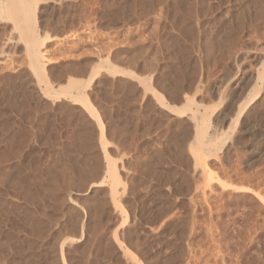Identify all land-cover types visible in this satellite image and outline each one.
Here are the masks:
<instances>
[{
    "label": "rangeland",
    "instance_id": "obj_1",
    "mask_svg": "<svg viewBox=\"0 0 264 264\" xmlns=\"http://www.w3.org/2000/svg\"><path fill=\"white\" fill-rule=\"evenodd\" d=\"M1 1L0 264H264V0Z\"/></svg>",
    "mask_w": 264,
    "mask_h": 264
},
{
    "label": "bare ground",
    "instance_id": "obj_2",
    "mask_svg": "<svg viewBox=\"0 0 264 264\" xmlns=\"http://www.w3.org/2000/svg\"><path fill=\"white\" fill-rule=\"evenodd\" d=\"M6 1V0H5ZM10 1H12V0H10ZM15 1V0H14ZM21 1L22 0H20L19 1V3H18V6H20V8L18 9V8H16V10H18V12L20 11L21 13H22V16L24 17V16H27L28 14H29V10L28 9H26V7H24V6H27L28 4V2L30 1V0H23L22 2L24 3L23 5H22V3H21ZM32 1H35L36 2V0H32ZM0 2L2 3L1 5H0V10L1 9H3V8H5L6 6V4H4L3 5V1H1L0 0ZM6 3V2H5ZM8 3V2H7ZM27 4V5H26ZM17 5V4H16ZM5 6V7H4ZM22 6V7H21ZM9 7V6H8ZM165 7H166V5H165ZM176 8V7H175ZM192 8V7H191ZM33 10H32V12H31V14H32V16H34L35 15V9H36V6L35 7H33L32 8ZM2 11V10H1ZM13 11H15L14 9H13ZM4 12V11H3ZM5 13L6 14H8L6 11H5ZM15 13V12H14ZM261 14H263V13H261ZM21 15V14H20ZM185 18V17H184ZM184 18H182L183 20H184ZM24 19H26V17L24 18ZM23 19V20H24ZM33 19H34V17H33ZM19 21V20H18ZM18 21H16L17 23H18ZM172 22V21H171ZM185 22V21H184ZM18 25V24H17ZM17 25L15 24V26L17 27ZM34 25V24H33ZM20 26V25H19ZM17 27L18 29L20 28V27ZM29 26V23H28V25L26 26V27H28ZM195 27V26H194ZM23 31V30H22ZM22 31H20V32H22ZM19 32V33H20ZM24 32V31H23ZM44 37H43V39H46L47 38V36H45V35H43ZM46 37V38H45ZM20 39H23V42H24V49H25V52L27 53V56H28V58H29V60H28V63L30 64V67H31V65H32V67H34L35 69H36V71H34V73L36 72L38 75H41V73H42V71H43V64H45V62H44V54L43 53H46V52H43L42 51V47H43V40H42V42L40 41V38L38 37V35H36L35 33H34V31H33V29H28V30H26L25 29V35H24V38L22 37V38H20ZM19 39V40H20ZM187 43V42H186ZM225 46V45H224ZM233 46V45H232ZM221 49V48H220ZM223 49H225V48H223ZM227 49V48H226ZM206 50H208V49H206ZM211 50V49H210ZM222 50V49H221ZM24 52V53H25ZM209 51H207L206 52V54L208 53ZM231 52V51H230ZM229 52V53H230ZM208 55V54H207ZM241 55V54H240ZM104 62H106L107 63V68H106V70L108 69V73L110 74V72L112 73V74H114V73H117V74H114V75H118L119 73H125V72H127L126 70H124V69H122V68H117V67H112V71H110V69H109V65H110V67H111V64H109L108 63V61L107 60H104ZM215 62V61H214ZM149 63V62H148ZM226 63V62H225ZM113 66V65H112ZM147 66V65H146ZM149 66V65H148ZM214 66V65H213ZM255 66H256V64H255ZM264 66V65H263ZM100 69H101V67L102 66H98ZM98 67H96V68H98ZM105 67V66H104ZM262 67V66H261ZM95 68V69H96ZM97 69V70H95L94 68H92L93 70L91 71V81H92V79L99 73V71H100V69ZM256 69V68H255ZM31 70L33 71L34 69H32L31 68ZM102 70V69H101ZM105 70V69H104ZM115 71V72H114ZM152 71V70H151ZM126 74V73H125ZM111 75V74H110ZM114 75H112V76H114ZM120 75V74H119ZM123 75V74H122ZM129 75V74H128ZM218 75V74H217ZM195 76V75H194ZM257 78H260V81H261V83H262V80L264 81V67H263V69H262V71H260V72H257ZM36 77V76H35ZM34 77V78H35ZM253 78V77H252ZM37 79V78H36ZM144 79V78H143ZM262 79V80H261ZM177 80V79H176ZM86 81V80H85ZM149 81V80H148ZM82 82V81H81ZM38 83H39V81H38ZM85 83V82H84ZM46 84V83H45ZM88 84H90L89 83V81H88ZM255 85V84H254ZM46 86V85H45ZM251 86H253V85H251ZM264 86V85H263ZM69 87H72V88H74V89H71V88H69ZM78 87H80V83H79V81L77 82L76 80H72V79H70V82L68 81V83H67V88H69V90L71 91V90H75L76 91V95H73V96H71L72 97V100L73 101H75V102H78V103H80L85 109H87V111L90 113V115L92 116V117H94L95 119H96V121H97V123H98V127H99V130H100V139L102 140L103 139V128L100 126V123H99V118H98V116L97 115H95V113L94 112H96L93 108L94 107H92L91 106V104H90V102L88 101V98H87V96H85V94H82L80 91H77L78 90ZM47 88V87H46ZM202 88V87H201ZM257 88H258V86H257ZM43 89V88H42ZM41 89V90H42ZM65 89V88H64ZM83 89V88H82ZM147 89H149V88H147ZM255 89H256V87H255ZM67 91V92H70V91ZM202 90V89H201ZM242 90V89H241ZM59 91H61V89L59 90ZM257 91V90H256ZM255 90H252L251 89V92L249 91V93L247 94V92H246V94H247V96H246V98H247V102L249 101V102H251V101H253V97H255V92H256ZM196 92V91H195ZM198 92V91H197ZM242 92V91H241ZM241 92H239V93H241ZM258 92V91H257ZM58 93V92H57ZM185 93V92H184ZM191 93V92H190ZM238 93V94H239ZM69 95H70V93H68ZM73 94V93H72ZM59 95V94H58ZM61 95V94H60ZM64 95H65V92H64ZM67 95V94H66ZM65 95V96H66ZM195 95V94H194ZM197 95V94H196ZM202 96V95H201ZM245 96V95H244ZM70 97V98H71ZM237 97V96H236ZM69 98V97H68ZM240 98V97H239ZM238 98V99H239ZM245 98V99H246ZM234 100H235V98H234ZM240 100V99H239ZM245 101V100H244ZM243 101V102H244ZM248 102V103H249ZM202 103V102H201ZM76 104V103H75ZM191 104V103H190ZM193 104V103H192ZM198 104V103H197ZM252 104H254L253 102H252ZM246 105V104H245ZM191 106V105H190ZM251 106V105H250ZM236 107H237V105H236ZM189 108V107H188ZM243 108L245 109V106H244V104L243 103H241L240 102V104L238 105V108H237V112H238V114H237V117H235V118H238L239 117V114L242 112V110H243ZM253 108V107H252ZM189 110H190V108H189ZM233 110V109H232ZM197 115H198V113H196ZM195 114V115H196ZM245 114V113H244ZM193 115V114H192ZM236 116V115H235ZM194 118V117H193ZM192 118V119H193ZM197 118V117H196ZM205 120H206V118H204ZM203 119V120H204ZM262 119H263V117H262ZM205 120L203 121V123L201 124V125H198V124H195V137L194 138H196V141H197V143H199V144H204V141H205V144H209V145H214L213 143L216 141V137L215 136H217V135H215L213 132H209L208 131V127H206V125L208 126L209 124H210V122L209 121H206L207 122V124L205 125ZM234 120V119H233ZM194 121H196L197 122V120H195L194 119ZM209 122V123H208ZM237 122V121H236ZM240 122V121H239ZM243 122V121H242ZM232 123H233V121H232ZM231 123V124H232ZM240 124V123H239ZM233 125V124H232ZM231 125V126H232ZM247 126V125H246ZM214 127V126H213ZM221 128V127H220ZM232 129V128H231ZM260 129V128H259ZM89 130V129H88ZM250 130V129H249ZM89 132V131H88ZM87 131H86V133H88ZM91 132V131H90ZM194 132V131H193ZM220 132V131H219ZM85 133V135H87ZM244 133V132H243ZM231 133H229V135H230ZM91 135V134H90ZM89 135V136H90ZM232 136V135H231ZM92 137V136H91ZM224 137V136H223ZM226 137H228V135L226 136ZM87 138H88V136H87ZM87 138H85V139H87ZM224 139V138H223ZM226 139V138H225ZM88 140H89V138H88ZM88 140L86 141L87 143H88ZM194 140V139H193ZM195 141V142H196ZM92 143V142H91ZM91 143H90V145L89 146H91ZM193 143H194V141H193ZM199 144H197V146L199 145ZM87 145V144H86ZM93 145V144H92ZM224 145V144H223ZM222 145V146H223ZM208 146V145H207ZM103 148H102V150H103V152H105V147H104V145L102 146ZM238 147V146H237ZM86 148V147H85ZM88 149H89V147H88ZM189 149H190V147H189ZM203 149H204V147H203ZM92 150V149H91ZM200 150V149H199ZM218 150V149H217ZM93 151V150H92ZM205 151V150H204ZM16 153V152H15ZM18 153H19V151H18ZM6 156V155H5ZM4 156V157H5ZM210 156V155H209ZM208 156V157H209ZM10 157V156H9ZM8 157V158H9ZM93 157H94V153H93ZM92 157V159L94 160V158ZM98 157V156H97ZM219 157V156H218ZM106 158V157H105ZM226 158V157H225ZM3 159V158H2ZM95 159H97V158H95ZM209 159V158H208ZM217 159V158H216ZM215 159V160H216ZM5 160V159H4ZM92 160V161H93ZM220 160V159H219ZM199 161V160H198ZM218 161V160H217ZM96 162H98V161H96ZM96 162H94V164H96ZM98 163H100V162H98ZM4 164V163H3ZM88 165H91V163L89 164L88 163ZM87 165V166H88ZM98 165V164H97ZM223 165V164H222ZM194 166V165H193ZM207 166V165H206ZM82 168H81V170L84 168L83 167V165L81 166ZM95 167H97V166H94L93 168H95ZM104 167V166H103ZM86 168V167H85ZM88 168H90V167H88ZM98 168V167H97ZM105 168H106V175L107 176H105V177H103V179L99 182V183H103L105 180H107V181H109L110 182V196H111V199H112V201H113V203H114V205H115V199L117 198H115V195H116V185H118L119 184V178H118V176H117V172H116V170H115V167H114V165H112L111 164V162H110V160H107V163H106V165H105ZM200 168V167H199ZM220 168V167H219ZM223 168V167H222ZM78 169H80V168H78ZM87 169V168H86ZM85 169V170H86ZM93 170H95V169H93ZM92 170V168H91V171H93ZM102 170V169H101ZM2 171V170H1ZM58 171H59V169H58ZM79 171V170H78ZM90 171V172H91ZM98 171V170H97ZM213 171V170H212ZM232 171V170H231ZM234 171V170H233ZM3 172V171H2ZM22 172V171H21ZM60 172V171H59ZM81 172V171H80ZM85 172V171H84ZM89 172V173H90ZM95 172H96V170H95ZM216 172V171H215ZM1 173V172H0ZM61 173H62V171H61ZM64 173V172H63ZM79 173V172H78ZM83 173V172H82ZM88 173V174H89ZM97 173V172H96ZM242 173V172H241ZM20 175V174H19ZM58 175H60V174H58ZM58 175H56L57 177H58ZM64 175V174H63ZM84 175V174H83ZM235 175V174H234ZM61 176V175H60ZM65 176V175H64ZM85 176H87V175H85ZM201 176V175H200ZM18 177V176H17ZM26 177V176H25ZM80 177V176H79ZM213 177H214V175H213ZM218 177V176H217ZM226 177V176H225ZM2 178H4V177H2ZM64 178V177H63ZM19 179V178H18ZM30 179H31V177H30ZM33 179V178H32ZM54 179V178H53ZM81 179V178H80ZM21 180H22V178H21ZM35 180H37V179H35ZM64 180V179H63ZM66 180V179H65ZM68 180H69V178H67V181L66 182H68ZM18 181V180H17ZM26 181V180H25ZM32 180H30V182H31ZM70 182H71V180H69ZM238 181V180H237ZM22 182V181H21ZM21 182H19L20 184H21ZM65 182V181H64ZM210 182V181H209ZM208 182V183H209ZM24 183V182H23ZM224 183V182H223ZM222 183V184H223ZM227 183V182H226ZM28 184V183H27ZM30 184H32V183H30ZM68 186H69V184L68 183H66ZM65 184V186H67ZM124 184V183H123ZM232 184H234V183H232ZM247 184V183H246ZM22 185V184H21ZM64 185V184H63ZM249 185V184H248ZM247 185V186H248ZM208 186V185H207ZM206 186V187H207ZM228 186H230L229 184H228ZM14 187H16V186H14ZM13 187V188H14ZM33 187H34V185H33ZM55 187V186H54ZM133 187V186H132ZM12 188V189H13ZM18 188H20V187H18ZM29 188V187H28ZM124 188H125V185H124ZM124 188H123V190H124ZM202 188V187H201ZM17 189V188H16ZM21 189V188H20ZM56 189V188H55ZM18 190V189H17ZM23 190V189H22ZM208 190V189H207ZM247 190V189H246ZM15 191V190H14ZM18 191H20V190H18ZM25 191V190H24ZM54 191V190H53ZM221 191V190H220ZM242 191V190H241ZM248 191V190H247ZM20 192H22V191H20ZM33 192H34V190H33ZM120 192V191H119ZM124 192V191H123ZM211 192V191H210ZM235 192V191H234ZM25 193L26 194H28V192H26L25 191ZM54 193V192H53ZM212 193V192H211ZM19 194V193H18ZM26 194H24V195H26ZM67 194V193H66ZM120 194V193H119ZM133 194V193H132ZM209 194V193H208ZM259 194V193H258ZM21 195V194H20ZM23 195V194H22ZM21 195V196H22ZM36 195H37V193H36ZM19 196V195H18ZM30 196V195H29ZM27 197V196H25V197H27V198H30V197ZM23 197V196H22ZM36 197V196H35ZM62 197V196H61ZM32 198V197H31ZM34 198V197H33ZM207 198V197H206ZM35 199V198H34ZM68 199V198H67ZM118 199V198H117ZM28 200V199H27ZM32 200V199H31ZM61 200V199H60ZM63 200H64V198L62 199V202H63ZM29 201V200H28ZM32 201H34V200H32ZM67 201V200H66ZM100 201V200H99ZM118 201V200H117ZM58 202V201H57ZM65 202V201H64ZM264 202V201H263ZM32 203V202H31ZM1 204V203H0ZM86 204V203H85ZM117 204V207H118V203H116ZM88 205V204H87ZM86 205V206H87ZM97 205V204H96ZM95 205V206H96ZM99 203H98V207H99ZM104 205V204H103ZM114 207V206H113ZM15 208V207H14ZM90 208V207H89ZM95 208V207H94ZM93 208V209H94ZM92 209V208H91ZM98 209V208H97ZM102 209V208H101ZM33 211V210H32ZM97 211V210H96ZM95 211V212H96ZM35 212V211H34ZM90 212V211H89ZM32 213V212H31ZM30 213V214H31ZM92 213V212H91ZM33 214V213H32ZM31 214V215H32ZM93 214V213H92ZM119 214H120V212H119ZM34 215V214H33ZM36 215V214H35ZM34 215V216H35ZM39 216V215H38ZM98 218V220H99V216H97ZM32 218V217H31ZM34 218V217H33ZM32 218V219H33ZM41 218V217H40ZM91 219H92V216L90 217ZM37 219V218H36ZM90 219V220H91ZM97 219H95V220H97ZM125 219H126V214H125ZM34 220V219H33ZM94 220V219H93ZM96 222V221H95ZM95 222H93V224L95 223ZM99 223V222H98ZM98 223H96V224H98ZM81 224V223H80ZM94 226V225H93ZM81 228V227H80ZM85 228V227H84ZM95 228V227H94ZM80 230H82V229H80ZM94 230V229H93ZM96 230V229H95ZM83 231V230H82ZM81 231V236H82V234H83V232L85 231H83L82 232ZM87 231H89V230H87ZM95 232V231H94ZM89 233V232H88ZM90 234H93V233H89L88 235H90ZM116 235V234H115ZM114 235V236H115ZM91 236V235H90ZM80 238V237H79ZM117 240V239H116ZM88 241H89V239H88ZM103 241V240H102ZM90 242V241H89ZM85 243H87V242H85ZM104 243V242H103ZM118 243V242H117ZM102 245V244H101ZM100 245V246H101ZM108 245V244H107ZM62 246H63V242L60 244V251L62 252ZM94 247H95V245H94ZM97 248V247H96ZM105 248H106V246H105ZM108 248V247H107ZM85 249V248H84ZM90 250V249H89ZM100 250H101V248H100ZM110 250V249H109ZM87 251H88V249H87ZM102 251V250H101ZM98 252V251H97ZM106 252V251H105ZM124 253H126V251H123ZM63 253V252H62ZM99 253H101V252H99ZM83 255V254H82ZM82 255H81V258H83L82 257ZM104 255V254H103ZM61 257H62V255H61ZM80 258V259H81ZM61 259V258H60ZM84 260V259H83ZM80 261V260H79ZM96 264V263H95Z\"/></svg>",
    "mask_w": 264,
    "mask_h": 264
}]
</instances>
